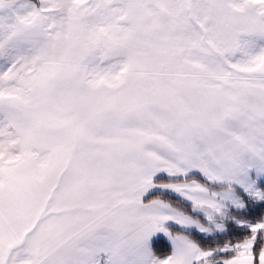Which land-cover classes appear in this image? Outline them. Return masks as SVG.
<instances>
[{"label": "snow or ice", "instance_id": "1", "mask_svg": "<svg viewBox=\"0 0 264 264\" xmlns=\"http://www.w3.org/2000/svg\"><path fill=\"white\" fill-rule=\"evenodd\" d=\"M0 264H264V0H0Z\"/></svg>", "mask_w": 264, "mask_h": 264}]
</instances>
